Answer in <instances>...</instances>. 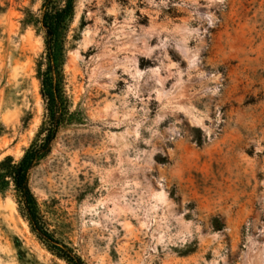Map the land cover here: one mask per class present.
Returning a JSON list of instances; mask_svg holds the SVG:
<instances>
[{
  "label": "rangeland",
  "instance_id": "obj_1",
  "mask_svg": "<svg viewBox=\"0 0 264 264\" xmlns=\"http://www.w3.org/2000/svg\"><path fill=\"white\" fill-rule=\"evenodd\" d=\"M41 6L0 0V162L47 118ZM62 76L72 119L30 172L58 239L88 264H264V0H77ZM0 264H67L12 190Z\"/></svg>",
  "mask_w": 264,
  "mask_h": 264
},
{
  "label": "trees",
  "instance_id": "obj_2",
  "mask_svg": "<svg viewBox=\"0 0 264 264\" xmlns=\"http://www.w3.org/2000/svg\"><path fill=\"white\" fill-rule=\"evenodd\" d=\"M77 0H42L40 14H28L27 23L44 34L46 69L39 72L47 118L38 137L15 160L6 156L0 162V193L12 190L22 217L47 249L67 264H88L73 248L58 239L47 227L35 194L30 186L31 170L52 149L61 125L72 119L69 100L63 88L62 67L66 56L67 32L75 14Z\"/></svg>",
  "mask_w": 264,
  "mask_h": 264
},
{
  "label": "bare ground",
  "instance_id": "obj_3",
  "mask_svg": "<svg viewBox=\"0 0 264 264\" xmlns=\"http://www.w3.org/2000/svg\"><path fill=\"white\" fill-rule=\"evenodd\" d=\"M157 194H159V197L162 198V196H163V192H159V191H157ZM154 208H156V207H154ZM150 221H153V218H146V219L144 220V223H150Z\"/></svg>",
  "mask_w": 264,
  "mask_h": 264
}]
</instances>
